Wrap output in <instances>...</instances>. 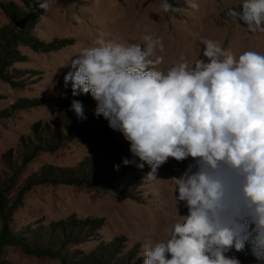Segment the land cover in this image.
<instances>
[{
  "label": "rangeland",
  "instance_id": "374dc122",
  "mask_svg": "<svg viewBox=\"0 0 264 264\" xmlns=\"http://www.w3.org/2000/svg\"><path fill=\"white\" fill-rule=\"evenodd\" d=\"M38 2L0 0V264H131L145 244L166 240L187 213L174 198L171 178L189 161L169 158L156 180L144 178L147 164L125 166L122 158H139L122 133L94 115L91 96L73 97L71 87L64 88L67 66L98 38L141 46L144 35L159 38L163 62L156 67L166 71L182 59L194 66L203 58L205 39L237 58L249 50L264 54V34L248 32L228 14L239 11L242 0H168V12L163 0H55L48 11L35 8ZM73 99L82 101L86 119L69 110ZM56 133L57 146H46ZM84 169H94L91 177L99 179L101 171L105 185L43 176L44 170L58 176ZM66 228L80 233L76 242L69 241L64 254L48 253L43 234ZM232 254L241 264H256L247 252Z\"/></svg>",
  "mask_w": 264,
  "mask_h": 264
},
{
  "label": "clouds",
  "instance_id": "9594fccd",
  "mask_svg": "<svg viewBox=\"0 0 264 264\" xmlns=\"http://www.w3.org/2000/svg\"><path fill=\"white\" fill-rule=\"evenodd\" d=\"M54 2L34 7L48 11ZM161 7L173 8L168 0ZM228 14L248 32L264 34V0H242ZM141 39L144 46L98 38L67 66L63 84L73 97L91 95L94 115L122 133L140 161L122 163L150 167L144 178L156 180L169 158L189 161L171 178L187 213L131 264L141 256L143 264H241L234 252L264 264V54L249 50L237 58L205 39L194 66L182 59L161 71L162 40ZM69 110L86 119L82 101L73 99Z\"/></svg>",
  "mask_w": 264,
  "mask_h": 264
},
{
  "label": "trees",
  "instance_id": "16d2710c",
  "mask_svg": "<svg viewBox=\"0 0 264 264\" xmlns=\"http://www.w3.org/2000/svg\"><path fill=\"white\" fill-rule=\"evenodd\" d=\"M18 35H19L18 36L19 37L18 38L19 41L21 39H23L22 31H20ZM2 38H3V40L6 41L5 36H3ZM31 45L34 46L33 44H31ZM85 96L87 97V96H91V95L90 94H85ZM104 127L105 128L109 127L108 123ZM87 129H90V128H87ZM36 133H37V129H34V131H33V135L35 136L34 140L36 142H39L38 138H40V137H37L38 135H36ZM59 139H61L60 134L56 133V135H54L52 137L49 136L48 139H45V142L47 143V144L45 143V145L46 146H50V148L55 147V146H57V141ZM29 147L24 149V151H25L24 157H27L29 155V152H27V151H31V149ZM31 147H34V146H32V144H31ZM9 165H10V163H9ZM89 166H90V164H89ZM86 167H88V165H86ZM12 169H13V166H12ZM93 173H94V169L93 170H89V171H86L84 169V170L78 171L77 173H75L74 171L64 172L63 174L58 173L59 175L57 176V175H53L52 173H48V172H46V170H44L43 176L44 175H47L49 177L51 176V178H55V179L60 180V181H65V180L73 181V182H76V185H82V184H85V183H91L90 179L93 178V179H98L99 180L100 186L105 185L104 184V180H103L105 178V175L102 174V172L100 171L99 173H101V177L102 178L99 179V178H97L98 175L96 173H95V177L94 176L91 177V175ZM1 182L3 183L4 181L1 180V177H0V183ZM68 226H67V228H68ZM67 228L65 229L66 232H64V229H62L60 234H55V232H50V233H44L43 234V237H42L43 238V242H44L43 246L46 247L45 250L48 253L52 254V253L58 252L60 255L64 254V252L68 249L69 241L70 242H76V238L78 237V234H80V233H78V231L76 233L75 230H71V229L67 231ZM73 228H74V226H73ZM74 232L76 233L75 235H74ZM36 247H38V245H36Z\"/></svg>",
  "mask_w": 264,
  "mask_h": 264
}]
</instances>
